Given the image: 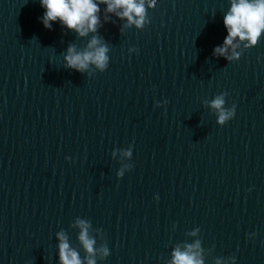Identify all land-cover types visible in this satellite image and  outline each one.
<instances>
[{
    "label": "water",
    "instance_id": "water-1",
    "mask_svg": "<svg viewBox=\"0 0 264 264\" xmlns=\"http://www.w3.org/2000/svg\"><path fill=\"white\" fill-rule=\"evenodd\" d=\"M230 7L157 0L142 29L114 13L68 242L84 264L77 219L109 249L96 264H168L197 240L204 264H264V32L239 60L214 56ZM222 92L224 125L203 103Z\"/></svg>",
    "mask_w": 264,
    "mask_h": 264
},
{
    "label": "clouds",
    "instance_id": "clouds-1",
    "mask_svg": "<svg viewBox=\"0 0 264 264\" xmlns=\"http://www.w3.org/2000/svg\"><path fill=\"white\" fill-rule=\"evenodd\" d=\"M41 6L45 9L42 22L45 28L51 29L52 22L59 20L61 25L70 30H74L83 37L88 33H96L100 20V4L106 5L105 12L115 13L120 19H126L127 26L135 25L142 29L146 23H150L147 16V9L154 8L157 0H40ZM105 22L110 17L105 16ZM223 24L227 30V35L222 45H217L213 49V55L224 57L227 61L239 60L241 52L237 49L243 45L244 49L256 46L264 32V0H231V7L223 17ZM130 51L138 52L137 48ZM109 47L103 43L101 38L93 35L86 47L77 51L75 45H69L67 54L64 56L65 67L85 72L90 65H95L100 71H104L109 64ZM227 92L216 95L210 101H203L208 107L215 110L217 123L224 125L235 116L236 106L225 107V96ZM159 101L157 106H159ZM167 103V101H165ZM123 155L130 157L131 150H124ZM125 167H128L127 165ZM123 175V170L117 173ZM157 199H159L157 195ZM76 225L80 228L79 241L88 254L84 260L86 264H96L95 255L100 253L101 258L109 255L106 245L95 248L96 240L90 236L89 228L91 224L88 220L77 219ZM193 230L190 235H196ZM59 238V261L60 264H84L78 252L72 249L67 242V237L63 231L57 233ZM201 242L197 240L192 244H185L183 250L177 245L171 254L168 264H204L202 256ZM234 262L236 257H231ZM216 264H222L220 258L216 259Z\"/></svg>",
    "mask_w": 264,
    "mask_h": 264
}]
</instances>
